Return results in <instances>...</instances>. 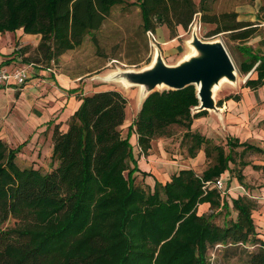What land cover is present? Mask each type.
<instances>
[{"label":"trees","instance_id":"16d2710c","mask_svg":"<svg viewBox=\"0 0 264 264\" xmlns=\"http://www.w3.org/2000/svg\"><path fill=\"white\" fill-rule=\"evenodd\" d=\"M125 1L0 0V33L23 29L40 35L38 51L47 63H57L101 30L113 7ZM138 7L145 33L166 26L175 36L177 27L188 30L199 12L201 22L216 25L210 36L229 33L242 42L259 29L257 23L237 20V13H212L207 0L200 6L193 0H138ZM254 67L256 77L245 87L257 90L264 86V56H251L240 72L247 76ZM80 101L66 131L55 125L48 172L19 165L21 146L11 149L0 139V264H208V251L217 245L252 246L247 264H264V239L253 219L256 199H233L237 216L223 226L213 214H198L205 203L231 209L217 189L204 187L234 159L223 146L193 132L194 120L208 113H192L199 105L194 86L150 94L125 137L121 127L128 99L121 92L98 91ZM174 125L186 129L183 143L189 141L190 158L204 150L207 158L215 153V164L201 175L180 170L147 191L135 184L141 171L130 140L136 135L147 154L152 141L167 136ZM227 145L230 151L254 149L236 138Z\"/></svg>","mask_w":264,"mask_h":264},{"label":"rangeland","instance_id":"374dc122","mask_svg":"<svg viewBox=\"0 0 264 264\" xmlns=\"http://www.w3.org/2000/svg\"><path fill=\"white\" fill-rule=\"evenodd\" d=\"M193 1L200 6L202 0ZM207 6L212 13L216 14L237 13V20L239 21L242 18H249L253 20L252 23L260 24L261 21L259 20L264 16V0H207ZM198 14L195 16L196 21H199L202 13L199 12ZM142 24L138 0H126L124 4L113 7L110 16L107 18L101 30L91 36H87L80 47L61 55L58 62L54 63L57 69H60L62 73L70 78L75 79L81 77L85 80V83L82 81L79 82L80 87L78 91H86L88 95H91L95 93L94 91L116 90L128 99L126 121L121 127L124 137L128 133L129 124L131 125L135 120L142 107V103H139L136 97L138 87H125L120 84L118 79L111 78L110 81H104L103 78H106L113 72L122 73L143 69L151 63L155 47L151 46L147 34L142 29ZM191 25L176 42L172 41L171 44H167L166 41L173 40L174 37L176 38L178 36L177 31L175 36L167 27L165 28L168 31H164V36L158 34L157 30L154 32L158 42L156 46L160 50V54L165 63L168 65H176L186 55L188 43L191 41L195 29V25ZM215 28L216 25L202 22L201 27L196 28V32L203 40L215 39L222 42L235 65L237 81L235 84L228 80L220 82L215 97L216 105L221 110V114L213 110H208V113L204 117L194 120L192 130L210 140L212 144L223 146L226 154L232 152L231 155L234 160L230 162L229 170L222 175L227 189L226 196H222V199L229 203L231 208L229 211L231 212L223 207L221 209H211V206L204 212L207 215L213 214L215 216L214 222L217 225L223 226L226 221L234 220L237 216V213L232 210L233 199L242 195L264 196V191L261 190L264 188V122L254 123L250 121L251 125L253 124V128L251 126L248 128L246 122L242 121V110L237 109L236 111L234 108L233 110L224 107L223 101L226 100L225 98L230 95L240 94L242 81L246 77L239 70V60L237 58V56L242 57L240 45L243 44V41L232 40L229 33L210 36V32ZM51 65L52 63L49 66ZM0 100L4 101L5 98L0 97ZM219 102H222L221 106L218 105ZM229 112L231 114L234 112V114H237L238 120L241 122L237 121L236 124L240 129L244 130V134L239 135L231 132V129L227 126V114ZM224 113L226 114V121ZM244 121L247 120L245 119ZM238 123L240 124L238 125ZM54 128L55 126L52 129L50 128L52 132ZM185 132L186 129L183 127L171 126L167 136L154 140L155 153L159 159H163L166 162L164 163L166 165L174 166V168L183 166L194 169L197 174L201 175L206 169L215 164V153L213 157L207 158L204 150H201L203 151L202 157H199L200 151L196 158H190L188 156L189 141L183 143ZM230 138H236L241 143L252 145L254 149L251 150L239 146L233 151H230L227 145ZM10 148L14 149L15 147ZM162 149L166 152V155L162 154ZM134 155L137 160V166H139L138 161L142 160V155H146L147 157V154L141 151L138 155V150L135 151ZM22 160L17 157L19 165L28 167V164H30L29 159L23 157ZM51 167L52 164L50 167L48 164L38 169L48 172ZM171 172L165 174L170 175ZM143 173L145 172L140 173L141 175L135 174V184L140 185L147 191L153 190L156 182L154 183V180L152 181L148 178V176H151L150 174L144 175ZM234 196L236 198H233ZM256 202L258 208L253 212V219L255 224H258L261 219L259 210L262 206L258 200ZM202 213L203 211H199L198 209V214L201 215ZM13 224L14 222H11L9 225L12 226ZM254 250L252 246L232 247L228 245L227 247H223L222 245H217L208 251V264H247L249 258L248 253Z\"/></svg>","mask_w":264,"mask_h":264},{"label":"crops","instance_id":"0c3cea01","mask_svg":"<svg viewBox=\"0 0 264 264\" xmlns=\"http://www.w3.org/2000/svg\"><path fill=\"white\" fill-rule=\"evenodd\" d=\"M240 21L253 22L249 18H242ZM257 26L259 28L258 32L240 45L242 57L237 56L239 70L241 63L250 59L251 56L256 54L264 56V21H261ZM165 27H159L157 33L164 36V31H168ZM176 31L178 36L174 37L173 40L166 41L167 44H171L172 41L176 42L185 33L182 27H177ZM40 42V35L26 34L23 29L15 32L0 33V67L12 69L23 65L31 66L29 68L28 82L25 86L18 87L10 84L0 88V97L5 98L4 101L0 100V139L9 147L18 148L21 146L18 159L28 158L30 163L28 167L34 166L35 168L44 167V165L48 164L50 167L53 152L52 127L61 123L63 125L62 129L66 131L68 129L67 122L81 105L80 97L88 95L86 91H78L79 82L85 83L83 78L72 79L62 73L60 69H57V66L54 65V60L47 63L43 59L38 51ZM51 63L54 66H49ZM255 67L246 77L241 73L245 77L240 87L241 92L233 95H241L239 96L240 100L230 99L223 101L226 109L234 108L236 111L237 109L243 111L242 121L246 122L248 128L249 126L253 128V124L251 125L250 121L254 123L264 122V86L257 90L245 87L247 78L256 77ZM234 113L231 114L229 112L227 114V126L231 129V132L242 135L244 130L240 129L236 124L237 121H241L238 120L237 114ZM235 127L237 128L235 129ZM130 142L133 145L134 154L138 150L139 155L141 150L137 143V136L133 135ZM154 143L155 141H152L147 157L142 155V160L138 161V167L141 172L136 173V175H141L140 173L145 172L151 175L148 178L152 181L154 180V183L159 181L165 184L170 180L172 174L178 173L183 169H190L183 166L174 168V166L164 164L166 162L163 159H159L155 153ZM202 153L203 151L200 152L199 157H202ZM162 154L166 155L163 149ZM170 171H172L170 175L165 174ZM261 190L264 191V188ZM221 196H226V194H221ZM249 196L261 203L262 207L259 210L261 219L256 225L261 233V238L264 239V196ZM233 198L236 197L234 196ZM209 207V203L202 204L199 206V211L202 210V214H204Z\"/></svg>","mask_w":264,"mask_h":264},{"label":"water","instance_id":"95a60500","mask_svg":"<svg viewBox=\"0 0 264 264\" xmlns=\"http://www.w3.org/2000/svg\"><path fill=\"white\" fill-rule=\"evenodd\" d=\"M196 28L189 43L197 49L201 56L182 63L180 66L170 68L165 64L160 50L156 46L155 50L159 54V63L155 69L141 74H135L132 71L117 73L116 77H106L103 80L110 81L111 78H114L118 81L125 80L134 86H144L145 90L147 89L149 92L142 98L143 102L150 94L156 92V90L151 91L149 88L153 85L165 84L168 89L164 90H181L194 86L197 90L199 105L192 110V113L213 110L221 114V110L216 105V99L213 97L214 88L223 80L235 84L237 81L236 68L222 42L220 40H216V42L201 39Z\"/></svg>","mask_w":264,"mask_h":264},{"label":"built area","instance_id":"2783aa9c","mask_svg":"<svg viewBox=\"0 0 264 264\" xmlns=\"http://www.w3.org/2000/svg\"><path fill=\"white\" fill-rule=\"evenodd\" d=\"M193 25H195V27H201L202 25L201 19H199V21H196V19H194L191 26ZM146 34H147V37L149 38L151 46L156 47L158 42L156 40L155 33L149 30L147 31ZM30 67L31 66H26V65L17 66L12 69L0 67V88L6 87L7 85H10V84H13L18 87L25 86L28 82ZM204 188L205 189L215 188L222 195H225L226 190H227L225 183L223 182V176H221L215 182H207Z\"/></svg>","mask_w":264,"mask_h":264},{"label":"bare ground","instance_id":"6f19581e","mask_svg":"<svg viewBox=\"0 0 264 264\" xmlns=\"http://www.w3.org/2000/svg\"><path fill=\"white\" fill-rule=\"evenodd\" d=\"M210 41H216L215 39L214 40H210ZM218 41V40H217ZM216 41V42H217ZM216 42H213V43H216ZM156 52V50H155ZM153 54V58H152V61L150 64H148L146 67H144L143 69H139V70H132V73H144V72H147V71H150L151 69H155L157 66H158V60H159V54L158 53H155ZM201 56V54L197 51V49L194 47V46H191L190 43H188V51L186 52V55L184 56V58L178 62L176 65L174 66H171V65H168L167 63H165L168 67H175V66H180L182 65V63H185L187 61H190L191 59L195 58V57H199ZM130 72V71H129ZM118 72H113L111 75L109 74L107 76V78H110V77H114ZM116 77V76H115ZM120 84L122 86H125V87H132L134 85L130 84V83H127L125 80H121L119 81ZM135 87H138V91H137V95L136 97L138 98V101L139 103L143 102V97L146 96V93L149 92L147 89L145 90V87L142 86V85H137ZM153 87V88H152ZM149 88H151V91L153 90H162V89H168V86H166L165 84H158V85H153V86H150ZM219 89V85L216 86L214 88V93H213V97L214 99H216L215 95L217 94V90Z\"/></svg>","mask_w":264,"mask_h":264}]
</instances>
